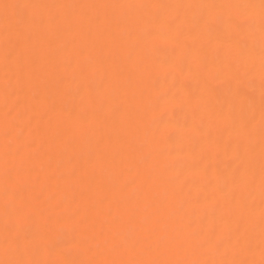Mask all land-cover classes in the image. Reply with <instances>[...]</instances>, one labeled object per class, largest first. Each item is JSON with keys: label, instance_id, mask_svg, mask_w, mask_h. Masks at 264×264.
I'll list each match as a JSON object with an SVG mask.
<instances>
[{"label": "snow or ice", "instance_id": "6c2138e0", "mask_svg": "<svg viewBox=\"0 0 264 264\" xmlns=\"http://www.w3.org/2000/svg\"><path fill=\"white\" fill-rule=\"evenodd\" d=\"M101 9L105 11H89ZM257 29L258 42L253 35ZM153 41L170 44L177 53L170 65L172 83L157 99L186 113L189 134L181 138L172 131L167 143H179L181 151L187 148L191 154L190 165L174 160L172 166L196 169L195 194L185 190L187 180L179 179V171L176 177L167 175V165L160 163L165 156L161 137L129 141L141 132L135 94L105 112L126 79L135 75L143 81L149 70L144 53ZM124 46L127 55L117 60L115 49ZM0 61L7 109L0 157V264H264V0L0 2ZM105 63L110 71L105 91L99 92L90 73ZM185 77L197 81L195 90H184ZM209 81L218 86L209 88ZM67 84L75 85L74 100L86 93L81 103L69 107L63 102ZM27 113L44 121L45 137H39V129L36 136L16 132L15 121ZM100 127L111 131L96 140ZM38 139L48 151L62 146V154L80 146L75 158L82 164L61 174L62 190L72 193L71 202L38 182L41 154L33 147ZM114 143L122 159L143 151L137 163L144 196L135 202L117 200L115 211L110 208L97 227L72 202L79 186L83 206L95 207L93 183L99 180L95 187L103 188L104 174L115 173ZM221 150L229 154L223 167L217 162ZM112 188L115 183L108 190ZM201 200L208 202V211L193 228L190 217ZM173 206L178 220L169 223L163 212ZM149 207L152 212L143 215Z\"/></svg>", "mask_w": 264, "mask_h": 264}, {"label": "bare ground", "instance_id": "6f19581e", "mask_svg": "<svg viewBox=\"0 0 264 264\" xmlns=\"http://www.w3.org/2000/svg\"><path fill=\"white\" fill-rule=\"evenodd\" d=\"M0 2H17V0H0ZM40 2H63L72 4H117V3H129V2H153V3H166V4H178V3H223V2H239V0H40ZM254 2L259 3V0H254ZM92 12L103 13L105 10H89ZM109 12L120 13L125 10H107ZM171 11V10H169ZM225 11V15H227ZM257 42L259 41V31L258 29L253 33ZM66 40H71V36L67 35ZM69 47L71 45L69 44ZM149 57V70L144 73L143 81L141 82L138 76H132L131 79H126L123 83L119 95L113 97L109 103L105 104V112L108 111L109 107L113 103H125L126 96H132L135 94V105L140 109L141 112V132L140 137L137 138L135 135H131L128 139L132 143H139L140 140L145 138H151L153 134L161 137L164 140L162 145L164 149L165 156L161 158L160 163L167 165L168 171L167 175L170 177H176L177 171L180 172L179 179H186L187 184L185 185L186 191H191L195 194L196 183L198 182V177L196 174V169L191 166H185L182 170L178 167H173L172 162L174 160L185 161L189 165L191 164V154L188 152L187 148L183 151L180 149L179 143L168 144L167 136L170 132L176 131L178 136L185 138L189 134V129L184 126V121L186 117L185 111H182L179 107L172 104H165L157 99L158 93L163 89L171 85L173 79V73L170 71V65L173 58L177 55L173 51V47L170 44H164L161 41H153L152 44L145 50L144 53ZM127 55V47H120L115 49V56L117 60L122 59ZM258 63V55L256 57ZM110 71V64L105 63L103 65H97L91 71V78L94 80V87L99 92H104L107 84V76ZM127 76V72L125 73ZM181 77L177 76V80ZM4 67L2 61H0V157H2L3 145L5 141L4 137V114L6 112L5 102H4ZM185 83L187 87L184 89L187 91L189 88L195 90L197 87V81L195 79H190L185 77ZM217 82L209 81V88H216ZM179 87V85H178ZM75 85H66V94L63 96L62 100L69 107L73 104H79L82 98L86 96L85 92H81L80 95L73 99V91ZM176 89H173L175 91ZM95 94V93H94ZM214 99V97H213ZM85 103H87L85 101ZM254 112L257 122V130L255 134V141L257 145L259 144V119H260V89H259V78L256 81V91H255V105ZM54 115V114H52ZM163 118V122L161 120ZM187 118L190 120V114H187ZM48 116L44 117L46 121ZM177 121L179 123H177ZM170 122V123H169ZM39 129V137L43 138L46 136L44 129V121H41L39 117L32 113H27L22 115L18 120L15 121V130L17 133H21L23 136L27 137L31 132L33 136L37 135V130ZM111 130L108 128L100 127L95 132V139L100 140L102 136H107ZM225 137L227 133L224 134ZM113 140L115 141V134L113 133ZM33 147L38 148L40 158L36 161L37 167V177L38 182H44L48 184L55 192L57 196H62L68 201H72V193L69 191H63V186L65 180L61 178V174H65L74 166L79 167L81 162H78L75 158V153L79 151V145H73L67 154H62L64 149L59 146L52 150H47L46 144H41L40 140H37V144ZM100 147H104L101 143ZM110 151L112 152V157L116 162L115 173H105L102 182L105 185L103 188H96L95 185L101 181H95L93 183L92 196L95 201L94 208H85L80 200L79 192L80 187L76 186L77 198L76 201L72 202V206L81 207V215L87 216L89 223L93 220L95 221L97 227H100L101 222L105 219L108 210L111 208L115 211L116 201L121 198H130L132 202L136 200H142L144 196L145 184L143 182V176L138 175V172H142V169L138 166V161L143 155V151L135 153L134 156H129L127 159H122V154L120 148L117 144L110 146ZM144 151H147V145H145ZM228 153L221 150L220 158L218 163L223 167L224 164L228 162ZM133 181H135L133 183ZM116 184V188H111L112 184ZM60 188H57V185ZM120 186H123V191H120ZM166 187V185H162ZM259 201V196L257 194V205ZM0 206H2V199H0ZM208 211V202L201 200L198 207L193 210L191 219V227L198 228L199 220L198 218L205 215ZM152 212L151 207L147 209L143 215L147 216ZM256 213H259V207L256 208ZM165 220L171 223L172 221L178 220V214L176 211V206L167 209L163 212ZM188 217L185 218L187 222ZM257 258H259L257 256Z\"/></svg>", "mask_w": 264, "mask_h": 264}]
</instances>
